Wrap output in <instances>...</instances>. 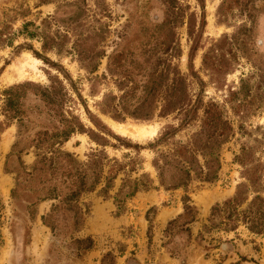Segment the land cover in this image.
Segmentation results:
<instances>
[{
    "label": "rangeland",
    "instance_id": "374dc122",
    "mask_svg": "<svg viewBox=\"0 0 264 264\" xmlns=\"http://www.w3.org/2000/svg\"><path fill=\"white\" fill-rule=\"evenodd\" d=\"M74 1L78 3L66 5ZM74 12L80 14L78 30L86 33L104 29L96 46L103 51L100 57L79 61L70 50L75 39L72 33L62 51L46 53L39 40L19 33L25 21L39 24L47 15L63 17ZM57 25L52 21L51 30ZM21 43L31 44L53 64L35 56L31 49L19 48ZM194 45L197 49L191 52ZM113 52L120 54L110 65L108 56ZM22 58L32 59L34 69L26 70L27 76L20 80H9V67ZM25 83L27 87L15 90L23 91L20 137L17 121L7 120L0 111V123L7 124L0 134V264H264V238L251 242L252 237L243 227L237 232L225 231L223 226L205 228L210 224L211 207L231 197L243 181L236 155L243 145H253L259 137L261 148L254 150L251 159L261 163L264 174V0H204V10L197 0H0V92ZM44 88L59 97L57 105H46L40 98L37 91ZM125 91L130 104L140 101L144 91H155L150 106L156 114L148 120L127 116L118 121L101 113L104 94L114 95L115 103ZM167 91H187L192 101L199 96L203 104L217 102L234 126V134L220 148L216 179L193 180L188 187L197 208L196 220L184 223L178 219L183 212L182 189L138 191L127 199L119 214L112 198H103L94 191L80 198L87 213L77 231L72 230L69 221L58 217L57 229L52 232L41 216L56 201L36 198L54 184L63 185L48 181L49 175L43 176L46 180L29 179L19 172L18 158L31 167L37 147L49 148L54 142L49 133L62 127V118L71 115L94 129V139L108 140L103 146L85 132L73 133L61 148L80 161H86L92 150L102 148L109 157L119 159L127 153L135 154L112 136L98 133L88 109L95 121L104 123L114 134L146 146L140 152L143 168L137 174L148 171L156 178L151 165L155 150L147 144L169 126L177 127L183 117L176 111L158 115L169 106L165 101ZM230 91H238L234 99ZM2 99L0 95V106ZM132 124L154 125L157 132L150 138H139ZM198 124V120L190 121L161 148L166 149L177 139L185 140ZM16 141L20 142L12 150ZM15 187L13 197L11 190ZM174 219L176 224L167 231L168 222ZM88 236L93 239V247L80 249L82 244L74 239Z\"/></svg>",
    "mask_w": 264,
    "mask_h": 264
},
{
    "label": "trees",
    "instance_id": "16d2710c",
    "mask_svg": "<svg viewBox=\"0 0 264 264\" xmlns=\"http://www.w3.org/2000/svg\"><path fill=\"white\" fill-rule=\"evenodd\" d=\"M204 10V0H197ZM78 2H70L66 5H76ZM66 16L57 14L47 15L42 18L39 24L31 21H25L19 33L25 38L37 39L41 42L43 52L56 50L60 52L64 48V41L69 34L72 33L75 39L72 41L70 50L78 60L84 62L86 58L92 59L94 56L103 54V51L97 50V42L102 38L104 29L102 27L82 32L77 28L80 26V14L78 12L66 13ZM52 21L57 25V29L52 31ZM205 18L202 15V23ZM64 27L61 29L59 26ZM77 23L76 27L71 24ZM203 25V24H202ZM71 27V28H70ZM59 30H64L59 31ZM190 32V31H189ZM191 34V33H190ZM19 48L31 49L35 56L41 58L47 63L53 62L43 53H39L32 49L31 44L21 43ZM197 49L196 45L191 46V52ZM190 52V53H191ZM189 53V61L191 55ZM120 52H113L109 55L110 65H113L119 57ZM206 57V54H205ZM89 59V60H90ZM94 67V65H92ZM92 67V68H93ZM91 68V69H92ZM112 72V69L110 68ZM218 74V71H215ZM66 74V73H65ZM67 76V75H66ZM242 82V81H241ZM28 84L11 85L0 92L3 96L0 111L7 120H15L18 124V136L20 137V128L23 125V101L21 99L23 91H15L23 89ZM40 98L46 105H57L59 97L54 91L46 88L43 91H37ZM155 91H144L143 98L136 104L127 103L126 97L128 91L123 93L117 102L113 103L116 97L110 93L103 95L101 113L109 115L115 120L123 121L126 117L135 119L148 120L155 113V108L151 107ZM238 91H230V98L237 95ZM229 98V100H230ZM234 99V97H233ZM232 100V99H231ZM165 101L169 104L158 112L160 116H166L172 112L182 114L183 117L177 127L169 126L153 142H149L147 146L155 150V155L151 160V165L156 171V178L152 177L148 171H142L137 174L140 169L142 160L140 152L146 146L139 143H132L129 139L119 136L111 132L108 127L101 121H95L91 112L87 109L89 118L98 129V133H105L115 138L121 145L128 149L134 150V155L128 153L123 155V159L117 157H109L104 148L92 150L86 161H80L74 153L61 148V144L69 139L75 132H85L91 139H94L96 132L80 121L76 115L70 118L63 117L62 127L57 128L49 133V137L54 138L51 146L47 149L37 147L35 153V162L31 167L18 158L19 172L23 173L29 179L43 178L56 180L63 185L59 187L54 184L48 187L44 193L37 195V200L53 199L49 212L41 216L42 223L49 227L52 232L57 229L56 221L58 217H62L69 221L73 231H77L82 224L84 214L87 213L80 205L82 195L97 191L103 198H112L116 207V213L119 214L125 209L127 199L131 198L138 191H147L151 188H163L165 191L182 189L181 196L183 212L178 216L184 223H191L196 220L197 208L192 203L188 193V187L193 180L203 182H212L216 179L220 168V148L234 134V126L230 120L223 116L222 109L215 101L202 103L201 98L192 101L187 91H167ZM171 106V107H170ZM201 112V114L199 113ZM64 116V115H63ZM192 120H198V128L189 133L185 140L177 139L169 142L166 149L161 145L167 144L171 137L186 124ZM7 124L0 123V134L4 131ZM261 127H258L260 129ZM48 134L47 131L44 132ZM255 144L243 145L240 153L236 155L235 160L241 165V177L243 181L236 185L234 194L224 200L221 204L216 203L211 207L209 215V223L205 228L223 226V230L229 232H237L239 227H243L249 236L251 242H255V238H264V174L261 163H255L251 159L255 149L261 148L262 138H255ZM20 141H16L12 145V150ZM108 140L102 137V141H97L100 145H107ZM56 144L57 146L55 147ZM133 173L136 175L133 176ZM122 175L119 177V175ZM120 178L118 186L115 188V180ZM46 180L45 178H43ZM16 186L19 185L18 178H15ZM42 181V180H41ZM155 182H157L156 185ZM44 184V182H42ZM99 186L98 190L97 187ZM17 187L11 190L14 197ZM31 189V188H28ZM44 186L37 191H42ZM113 191V194H111ZM150 212V211H149ZM148 212V213H149ZM218 217L219 221L215 222L214 218ZM147 219L148 214H147ZM177 220L168 222L167 231L176 224ZM188 230V228H187ZM238 235V233H236ZM74 241L79 245L80 249H91L93 247V239L91 237L75 238ZM257 250V248H256ZM107 256L110 253L106 254Z\"/></svg>",
    "mask_w": 264,
    "mask_h": 264
},
{
    "label": "bare ground",
    "instance_id": "6f19581e",
    "mask_svg": "<svg viewBox=\"0 0 264 264\" xmlns=\"http://www.w3.org/2000/svg\"><path fill=\"white\" fill-rule=\"evenodd\" d=\"M30 60H32V59L29 58V60H28V59L22 58L21 60H17V62L12 64L9 67V70H8V73H7L8 79L11 80V81L12 80H20V79L24 78V76H27L28 72L26 70L34 69L32 67V63H30ZM35 61L36 60H34L33 62L35 63ZM132 127L136 131V133L139 136V138L140 137L141 138H150V137L154 136L156 134V132H157V126H154V125L150 126V125H146V124H135ZM8 142L9 141H7V143Z\"/></svg>",
    "mask_w": 264,
    "mask_h": 264
},
{
    "label": "crops",
    "instance_id": "0c3cea01",
    "mask_svg": "<svg viewBox=\"0 0 264 264\" xmlns=\"http://www.w3.org/2000/svg\"><path fill=\"white\" fill-rule=\"evenodd\" d=\"M4 140V139H3ZM9 143V142H8Z\"/></svg>",
    "mask_w": 264,
    "mask_h": 264
}]
</instances>
